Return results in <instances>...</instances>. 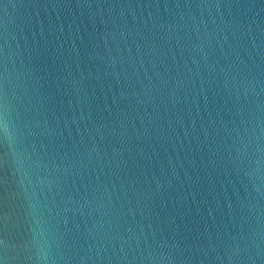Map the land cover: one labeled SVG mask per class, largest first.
Wrapping results in <instances>:
<instances>
[{
	"label": "water",
	"instance_id": "95a60500",
	"mask_svg": "<svg viewBox=\"0 0 264 264\" xmlns=\"http://www.w3.org/2000/svg\"><path fill=\"white\" fill-rule=\"evenodd\" d=\"M0 74L3 264H264V0H0Z\"/></svg>",
	"mask_w": 264,
	"mask_h": 264
},
{
	"label": "snow or ice",
	"instance_id": "6c2138e0",
	"mask_svg": "<svg viewBox=\"0 0 264 264\" xmlns=\"http://www.w3.org/2000/svg\"><path fill=\"white\" fill-rule=\"evenodd\" d=\"M0 79H2V74H0ZM12 100H9L7 98V94L3 88L2 85H0V126L5 125V120H6V109H10L12 107L11 104ZM237 142H240V138L237 137ZM236 151L239 153L240 149H236ZM260 170L264 171V162L261 161V166ZM67 211V209H65ZM6 224V220L0 216V229H3L4 225ZM64 224H67V221H64ZM50 232V229H46L42 227L40 224H36L32 227L29 228H22L19 231V238L17 241V246H18V252L19 253H27L30 252L33 244L36 240L37 237H43L46 233ZM63 236H70V230L65 227V230L60 238ZM5 245V240L3 239L2 232H0V248H3ZM75 246V245H73ZM0 264H3L2 261H0Z\"/></svg>",
	"mask_w": 264,
	"mask_h": 264
}]
</instances>
